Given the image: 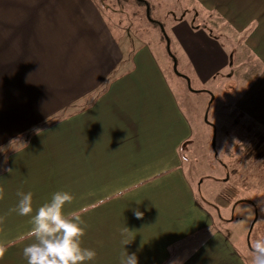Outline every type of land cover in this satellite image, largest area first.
Wrapping results in <instances>:
<instances>
[{"label": "crops", "instance_id": "crops-1", "mask_svg": "<svg viewBox=\"0 0 264 264\" xmlns=\"http://www.w3.org/2000/svg\"><path fill=\"white\" fill-rule=\"evenodd\" d=\"M188 2L200 22L169 27L180 76L208 94L234 79L232 114L264 139V0ZM117 29L99 0H0V216L33 193L31 215L6 216L0 264H27L32 241L19 238L56 191L87 225L82 246L97 255L85 264H121L124 248L138 264H247L186 173L181 85L157 45Z\"/></svg>", "mask_w": 264, "mask_h": 264}, {"label": "rangeland", "instance_id": "rangeland-1", "mask_svg": "<svg viewBox=\"0 0 264 264\" xmlns=\"http://www.w3.org/2000/svg\"><path fill=\"white\" fill-rule=\"evenodd\" d=\"M99 2L125 43L134 47L140 43L152 48L157 45L161 56L166 58V72L175 84L181 85L177 88L179 101L194 129L193 138L185 148L186 173L196 188L200 204L211 212L216 228L226 232L246 263L251 264L249 249L256 239L264 238V149H259V158H245L248 147H253L259 138L255 136L258 132L255 126L232 114L240 84L234 79L225 80L217 84L214 93L208 94L197 91L199 87L194 82L190 84L180 76L181 59L175 55V41L169 27L183 14L190 22H200L193 11L186 12L191 9L187 0ZM228 187V195H232L230 204L223 206L220 195Z\"/></svg>", "mask_w": 264, "mask_h": 264}, {"label": "clouds", "instance_id": "clouds-1", "mask_svg": "<svg viewBox=\"0 0 264 264\" xmlns=\"http://www.w3.org/2000/svg\"><path fill=\"white\" fill-rule=\"evenodd\" d=\"M36 134L41 130L36 129ZM17 142L21 147H27V144L20 141L19 138L10 141V144ZM0 150H4L0 148ZM5 189L0 187V200L4 199ZM19 197L15 208L9 210L5 216H0V231L3 230L6 216L12 212L20 216H29L33 213V193L22 191L17 192ZM74 197L67 191H56L52 194L50 201L44 203L35 214L31 216L32 227L27 236H21L19 239H29L32 241L23 249V255L27 259V264H85L96 257L94 249L82 246L81 238L85 235L87 225L81 220L76 212H72L73 219H68V212H65V206L71 204ZM246 208L250 211V207ZM137 218L142 217V213L135 212ZM130 232L127 228L123 234ZM125 245L127 242L125 241ZM11 244L0 241V260L5 256ZM252 261L251 264H264V238L256 239L249 249ZM121 264H138L136 253L122 252Z\"/></svg>", "mask_w": 264, "mask_h": 264}, {"label": "trees", "instance_id": "trees-1", "mask_svg": "<svg viewBox=\"0 0 264 264\" xmlns=\"http://www.w3.org/2000/svg\"><path fill=\"white\" fill-rule=\"evenodd\" d=\"M138 2H143L144 1H138ZM145 4V3H144ZM152 22V21H151ZM154 24H157L158 26L160 25L158 22H152ZM162 40H165V37H161ZM255 136L259 138V141L252 147H248V151L245 153V158H252V157H257L259 158L261 153H260V148L264 149V139L262 138L260 132L258 131L255 133ZM230 190V187L226 188L220 195L221 203L223 206H228L230 204L231 196L228 195Z\"/></svg>", "mask_w": 264, "mask_h": 264}, {"label": "water", "instance_id": "water-1", "mask_svg": "<svg viewBox=\"0 0 264 264\" xmlns=\"http://www.w3.org/2000/svg\"><path fill=\"white\" fill-rule=\"evenodd\" d=\"M174 68H175V63H174ZM188 81V80H187Z\"/></svg>", "mask_w": 264, "mask_h": 264}]
</instances>
